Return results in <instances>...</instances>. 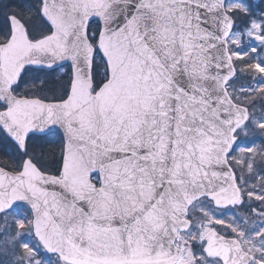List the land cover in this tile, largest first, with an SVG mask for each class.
Here are the masks:
<instances>
[{"label":"snow or ice","instance_id":"obj_1","mask_svg":"<svg viewBox=\"0 0 264 264\" xmlns=\"http://www.w3.org/2000/svg\"><path fill=\"white\" fill-rule=\"evenodd\" d=\"M0 264H264V0H0Z\"/></svg>","mask_w":264,"mask_h":264}]
</instances>
